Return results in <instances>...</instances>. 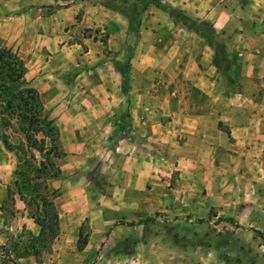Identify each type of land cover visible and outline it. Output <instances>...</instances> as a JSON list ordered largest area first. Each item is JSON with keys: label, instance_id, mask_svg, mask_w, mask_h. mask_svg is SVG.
Listing matches in <instances>:
<instances>
[{"label": "crops", "instance_id": "0c3cea01", "mask_svg": "<svg viewBox=\"0 0 264 264\" xmlns=\"http://www.w3.org/2000/svg\"><path fill=\"white\" fill-rule=\"evenodd\" d=\"M41 1L39 5L51 6L53 7L51 11L42 12L43 7H37L35 17L30 18L29 12L20 8L19 13L12 17L18 21L13 33L19 35L26 33L25 38L35 40L32 48L19 49L23 51L25 58L30 59V54L45 55L44 49L48 46V40L57 36L51 30L52 25L61 26V31L65 23H75L73 29L78 25L83 26V22L89 27L93 24V17L95 18L93 27L105 25L109 29V39L119 37V44L122 43L126 30L125 21L129 20L127 16L118 18L108 10L105 12L102 2ZM7 3L8 0H0L1 38H6L8 32V17L5 16L8 12ZM55 4L57 7H54ZM249 5L252 11H255V15L239 19L233 18L231 6L216 0H174L170 6L187 16L192 22L191 25L177 16L162 11L153 16H144L137 21L138 35L130 52L127 71L129 77L127 117L133 129L130 131L133 137L127 140L119 138L114 146L115 151H118L124 147L125 141H128L131 147L146 145L150 138H162L160 135L166 128L167 135L173 136L176 146L173 156L175 169H179L182 177H190L189 181L195 191L210 184L209 189L213 191L208 198L209 205L215 207L216 213L227 215L231 214L230 207L233 205V198L224 192L226 189L224 184L230 181V175H225V172L229 171L230 161L238 157L246 166L247 160L253 156L258 158L264 148V0H252ZM77 14L79 18L76 17ZM201 22L207 23L212 28V35L216 41L219 43L221 40L226 46L232 61L227 67L229 81L227 76L219 74L214 64L217 44L197 27V25L203 27ZM29 23H32V26ZM21 40L24 46L25 39ZM24 64L26 66L25 62ZM44 67H47L46 64ZM88 72L87 69H83V102L91 98L94 102L90 103L94 104L91 105L90 111L83 110V126H77L70 120L66 133L76 135L78 129L84 136L99 133L106 137L113 132L109 126L110 114L106 106H116L120 101L118 97L120 73L115 70L111 74L107 73L105 76L111 78L110 81L109 78H104L103 70L99 80H92ZM149 78L156 81L163 78V81L171 83L160 84L164 89L171 87L170 92L159 89L156 94L147 93ZM45 82L50 85L49 81ZM224 83L225 86L217 91V86ZM239 83L242 87H245V84L251 85L252 92H245L242 88L230 89L229 84L236 87ZM76 85L80 86V83ZM43 91L42 87L41 92ZM110 92L112 97L109 96ZM149 103L157 106L151 108ZM94 107L96 110H93ZM117 109L113 117L119 118V108ZM49 117L52 119L50 115ZM168 118H171L172 122L166 121ZM75 142L72 139L68 145H74ZM232 151L238 154L233 155ZM144 156L140 158L139 154L132 155L130 159L134 169L131 167L128 172L123 170L118 176L103 177L105 183L113 184L108 188L111 190L109 193L95 190L98 187L93 186V183L97 180H90L85 175L62 174L63 180H57L59 182L57 185H54L53 181L51 185L58 192L53 199L58 221V234L54 240L58 250H54L55 253L39 262L33 255L17 261L27 264L140 263L137 253L120 255L112 249L117 242L113 233L116 226L122 224L111 226L109 222L116 214L115 211L127 209L124 207L136 209L134 202L140 194L133 188L135 185H132L136 183L137 177L131 175L138 174L141 166L144 172H149L150 159ZM217 160H222V163ZM10 180L11 176L8 174H0V247L8 245L11 236L15 234L17 237L21 232H28L31 235L38 232V225L28 212L24 199L18 193L9 192ZM257 181L263 180L257 178ZM215 183L220 185L212 189V184ZM222 184L223 192H216L215 190L220 189ZM147 193L151 194L148 191ZM191 193L193 192L189 190L183 192L173 190V194L165 192L160 194L159 198L190 199ZM117 198L124 200L127 198L130 202L122 201L125 206H120L118 203L122 202H118ZM180 209L185 210L181 205ZM126 214L128 219L132 215L129 211ZM85 224L88 233L82 247L78 249L75 247L78 231L82 228L81 225ZM210 244L211 247L218 246V243L216 245L213 241ZM164 251V254L159 255L158 263L167 260L165 259L167 249L164 248Z\"/></svg>", "mask_w": 264, "mask_h": 264}, {"label": "rangeland", "instance_id": "374dc122", "mask_svg": "<svg viewBox=\"0 0 264 264\" xmlns=\"http://www.w3.org/2000/svg\"><path fill=\"white\" fill-rule=\"evenodd\" d=\"M84 1L90 2L91 0ZM96 1L103 3L105 12L108 10L109 13H113L118 18H125L126 15H130L131 22L125 21L126 30L121 44H119V37H117L118 39H109V29L105 25L93 27L95 18L92 16L93 24L89 27L83 22V26L78 25L76 29H73L75 23H65L62 25L61 31V26L52 25L51 30L57 36L48 40V46L44 49L45 55L30 54V59H27L23 56V51L19 49L32 48L35 40L29 37L25 38L26 33L14 34V27L18 21L12 17L19 13L20 8L28 11L29 17L33 18L36 15L37 7H43L42 12H49L53 7L40 6L41 0H8V12L5 14L8 17V32L6 38L0 37V46L16 51L24 60L27 71L25 78L28 79L29 85L31 84L37 89L43 108L45 112L50 113L49 115L52 117L57 130L56 149L51 147V138L45 135V129L43 133L35 135V138H40L44 134V150L43 154L39 155L34 147L28 148L29 142L25 143L15 117L11 116L8 111H3L0 103V174L4 173L11 176L9 192L18 193L22 196L25 203H28L27 210L32 216L41 212V207L38 206L36 209L34 203L29 200L31 191L21 186V176L14 174V170H18L20 167L24 168V158L28 152H32L34 155V159L29 161L31 164H36L37 160H42L47 156L58 168L59 174L55 176L56 178L47 179L49 188H53L51 185L53 181L55 182L54 185H57L59 183L57 180H63L62 174L85 175L90 180H97L93 186H97L98 188L95 190L101 193L111 192L108 188L113 185L112 183H105L103 177L118 176L123 170L128 172L131 167L134 169L130 159L132 155L138 156L139 154L140 158L145 155L150 159V161L148 160L150 162L149 172H144L141 166L138 174L131 175V177H137L136 183L132 185H135L133 188L140 194L134 202L136 209L130 210L129 207H124L127 209L115 211L116 214L109 222L111 226L118 223L122 224L116 226L113 233L117 242L112 249L120 255L137 253L140 259L138 264H264V148L259 153L258 158L253 156L252 159L247 160L246 166L238 157L230 161L229 171L225 172L226 176L230 175V181L224 184L226 186L224 192L233 198V205L230 207L231 214L229 215L216 213L215 207L209 205L208 198L213 191L209 189L210 184L205 188L199 187L201 189L195 191L194 186L189 181L190 177H182L179 169H175L173 156L176 146L173 136L167 135L166 128L160 135L162 138H150L146 145H138L137 147L133 145L131 147L129 142L125 141L122 149L118 151L114 149L117 139L127 140L133 137L130 133L133 129H131L127 117L129 77L128 73H121L117 62H122L125 56L131 52L138 35L137 21L139 22L144 16L161 13L159 11L177 16L173 11L176 8L170 6L174 0L165 3L160 0ZM216 1L231 6L233 18L242 19L255 15V11H252V7L249 5L252 0ZM54 7L57 5L55 4ZM92 14H95V9L92 10ZM76 17L79 18V15L77 14ZM105 18L107 19V16ZM29 25L32 26V23ZM197 27L216 42L217 57L214 64L217 66L219 74L223 77L227 76L228 80L230 75L227 73V67L232 61L226 46L221 40L219 43L216 41L217 39L214 38L207 26L197 25ZM21 38L25 39L24 46H22ZM45 64L46 68L44 67ZM83 69L89 71L88 74L92 80L101 78V70H103L104 78H109L105 75L111 74L113 70L120 73L118 96L120 101L116 106L104 104L110 114L109 126L113 130L106 137L99 133L84 136L83 132L80 134L78 129L76 135L66 133L69 130L70 120L77 126H83V110L90 111L91 105L94 104L90 103L94 102L91 98H88L87 102H83ZM125 77L126 83H123L122 80ZM109 80L111 81V78ZM45 81H49L50 85L48 86ZM76 82L80 83V86L76 85L78 84ZM161 82L162 84L167 83V81H163V78L158 81L147 79V93L156 94L159 89L169 93L171 87L164 89L163 85L160 86ZM167 84L170 85L171 83L168 82ZM238 85L235 87L233 84H229L231 90L242 88L245 92H252L251 85L245 84V87H242L240 83ZM224 86L225 83L219 84L216 90L219 91ZM42 87L44 88L43 92H41ZM122 88L126 90L124 94L121 91ZM107 90L110 91V89ZM109 94L112 97V93ZM149 105L151 108L157 106L154 103H149ZM117 108H119V118L113 117V113H117ZM93 110H96L95 107ZM4 119H9L8 122L10 123L5 124ZM166 121L172 122L171 118ZM153 134L156 133L153 132ZM72 139L76 142L70 147L68 144L69 141L71 143ZM3 140L12 146L11 149L5 147ZM20 141L25 144L23 146L25 155L19 149H15ZM130 151L132 152L130 153ZM17 154L20 161L17 160ZM232 154L237 155L238 153L232 151ZM218 161L222 163V160ZM51 173L52 170L50 173H44L43 176L45 178L50 177ZM29 174L31 176V172ZM222 176H224L223 173ZM257 178H261L263 181H257ZM184 180L186 182H183ZM212 185V189H214L220 184ZM173 190H178V192L189 190L193 193L190 194V199L164 200V198H159L160 194L165 192L173 194ZM215 191L223 192V184L220 189ZM117 200L118 202H130L127 198L126 200L117 198ZM118 205L125 206L123 202L118 203ZM180 205L185 210L180 209ZM127 211L132 213L129 219L126 214ZM81 226L79 242L85 239L88 233L86 224ZM16 239L27 242L29 237L24 233L19 237H16L15 234L11 236L10 240ZM211 241L216 245L218 243V246L211 247ZM7 244L0 247V260L6 258V254L8 257L13 254L12 251H9L11 246L9 243ZM55 244L57 245L54 239L45 243L35 258L43 259L55 253L54 250H58ZM164 248L167 249V257L165 258L167 260L158 263L159 255L165 252ZM7 250L8 252H5Z\"/></svg>", "mask_w": 264, "mask_h": 264}, {"label": "trees", "instance_id": "16d2710c", "mask_svg": "<svg viewBox=\"0 0 264 264\" xmlns=\"http://www.w3.org/2000/svg\"><path fill=\"white\" fill-rule=\"evenodd\" d=\"M177 17L181 18L185 23L191 25V20L183 15L179 10H173ZM128 22H131L130 15H126ZM202 26H207L208 30L212 32V28L207 23L201 22ZM130 53L125 56L122 62H117L118 68L122 74H126L129 68ZM26 66L22 58L10 48L0 46V103L3 111H8L11 116L15 117L18 123L19 130L24 137L25 143H28V148L34 147L39 155L43 154V137L35 138L37 133H43L46 130L47 136L51 138L53 149H56L57 130L53 124L49 114L45 112L43 103L37 90L30 86L25 78ZM126 83V77L122 80ZM122 93L126 92L125 88L121 89ZM8 120L4 119L5 124H9ZM3 143L7 149H11V145L5 140ZM24 142L20 141L15 149H19L23 154ZM18 153V152H17ZM55 153V152H54ZM25 155V154H24ZM56 155V154H55ZM28 157V158H27ZM34 159L32 152H28L25 156L23 164L24 168L20 167L14 170L15 175L21 176L20 184L31 191L30 202L32 201L35 208L41 207V212L33 217L34 222L38 225V232L36 235H31L28 232H21L26 234L29 239L27 242H22L21 239L11 240L9 246L12 251V257L1 258L0 264H27V262H18L17 259L25 258L29 255L38 256L41 248L45 243L51 242L58 234L57 210L53 199L58 195L57 190L49 188L47 179L57 176L58 168L55 166L49 157L45 156L42 160H37L36 164L29 162ZM17 160L20 157L17 154ZM18 167V165H17ZM50 177H44V173H50ZM31 172V176L29 173ZM41 178L40 180H37ZM22 198V196L19 194ZM26 204H28L26 202ZM79 228L76 247L80 249L85 241L83 239L79 242L81 234ZM17 235L18 237L21 235ZM80 243V244H79ZM5 252H8L5 251ZM41 259L37 258V262Z\"/></svg>", "mask_w": 264, "mask_h": 264}]
</instances>
